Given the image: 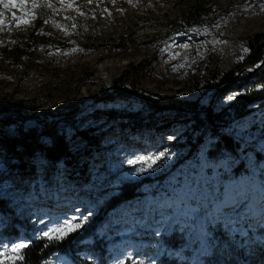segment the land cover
I'll return each mask as SVG.
<instances>
[{"label": "rangeland", "instance_id": "obj_1", "mask_svg": "<svg viewBox=\"0 0 264 264\" xmlns=\"http://www.w3.org/2000/svg\"><path fill=\"white\" fill-rule=\"evenodd\" d=\"M48 3L51 8L35 9L29 3L24 12L0 6V135L36 130L50 144L48 133L55 128L66 136L75 164L72 169L63 162L52 168L38 152L29 159L36 174L19 176L14 167L19 160L0 144V197L8 201L9 214L27 218L41 236L63 220L83 223L68 239L101 215V207L121 185L142 183L145 202L124 211L123 216L137 213L131 226L104 235L115 245L111 264L138 259L134 251L139 244L130 240L133 221L144 222L141 213L149 205L157 215V235L167 233L176 216L182 217L178 226L186 228L189 241L194 234L201 238L200 225L211 214L238 212L246 225L231 215L233 230L245 235L263 227L264 162L255 158L253 149L264 150V103L244 111L237 105V99L260 83L227 88L230 83L223 80L225 72L246 58L249 38L264 33V0H67L71 7L60 0ZM12 12L30 22L16 26ZM121 40L125 44L117 46ZM122 73L128 93L112 94L113 81ZM153 101L209 106L219 116L215 130L233 136L241 156L224 150L217 157L209 155L216 138L210 128L199 131L191 120L150 130L133 127L122 115L108 117L111 111L147 114ZM173 140L182 146L174 147ZM138 156L159 159L140 171V165L127 163ZM241 160L252 173L230 180L231 168ZM77 166L85 167L83 178H76ZM191 176L194 186L189 189ZM173 178L181 179L184 187L167 193L166 184ZM213 195H219L218 201L207 207ZM170 206L172 213L162 211ZM185 218L193 225H186ZM118 220L111 226L125 224ZM1 228L2 222L0 243L28 244L25 238L1 241ZM255 242L264 245V234L251 246ZM83 250L81 257L88 254ZM142 259L139 264L150 263V258ZM54 264L73 263L61 256Z\"/></svg>", "mask_w": 264, "mask_h": 264}, {"label": "trees", "instance_id": "obj_2", "mask_svg": "<svg viewBox=\"0 0 264 264\" xmlns=\"http://www.w3.org/2000/svg\"><path fill=\"white\" fill-rule=\"evenodd\" d=\"M195 19L194 15L190 17ZM125 42L121 40L117 46H123ZM249 53L246 58L234 65L231 69L224 73L223 83H230L227 88L241 86L246 82L255 80L260 85L254 86L243 96L237 99V105H241L239 109L244 111L253 103H264V33L255 34L248 40ZM258 64L262 66L254 71ZM126 75L122 73L116 80L113 81V91L115 93H128L124 85ZM221 86V84H219ZM262 90H259L261 89ZM180 105L171 104L167 101H153L147 108V114L143 111L134 113L119 114L116 111L108 112V117L113 118L119 115L127 118L133 127L149 128L150 130H158L161 127L170 126L175 120L187 119L194 122V127L199 131L204 128H210L211 133L216 138L213 146L207 150V153L213 157L219 156L224 150L239 158L241 152L240 147L234 140L233 136L223 132L216 131V126L219 123V116L212 109L202 107L198 102L180 101ZM205 108V109H203ZM204 110L203 113H200ZM166 113L175 114L174 116ZM86 136V132H81ZM48 136L52 139L50 144H44L40 140V136L36 130L29 133L18 132L16 135H0V144L3 145L11 154L17 157L18 164H15V169L19 176H32L36 174V166L29 164V159L34 157L38 152L44 155L55 168L57 164L63 162L69 169L74 167V156L72 154L69 142L63 134H60L57 129L51 128ZM173 146H182L178 140H173ZM255 158L264 162V150L253 149ZM195 158L198 159V153ZM197 170V166L193 167ZM78 171L76 178L85 176V167H78L74 172ZM230 180L242 177L246 174H251L252 170L244 160L231 168ZM74 175V173L72 174ZM70 174V176H72ZM166 184L169 192H174L184 187L181 179L173 178ZM194 176H191L190 188L194 186ZM142 183H125L118 189V194L112 196L109 202L101 207L102 213L89 222V226L83 228V231L71 235L70 238L64 240H48L42 237L39 233L32 229L27 218L18 215L9 214V203L6 199L0 197V213L3 215L1 241H14L19 238L29 240L28 247L22 252L23 260H18L16 264H54L61 256H65L73 264H111L110 258L113 257L114 241L107 242L104 235L113 232L115 229L122 230L125 226H131L133 215L137 213H124L125 209H130L135 205H143L145 202L144 195L141 192ZM223 185L218 188L221 191ZM151 190H155L153 186ZM219 195H213L209 198L207 207L214 205L218 201ZM99 202L98 198H93ZM151 206H147L146 214L141 213L144 220L141 224L133 225L132 235L130 240L137 241L139 245L134 251L133 258H127L124 264H139V261L144 258L145 261L150 258L149 264H264V245L256 243L257 246H251L252 242L261 238L264 234V226H258L255 230H248L247 234L235 232L233 230L232 216H235L237 223L246 225L244 219L238 212L226 214L225 216L215 217L214 215L206 216L205 221H202L200 229H203L204 234L201 238L194 234L189 241L186 228L178 226L182 217L176 216L173 225L167 233L155 234L154 224L157 218L156 212L151 210ZM171 211V206L165 212ZM124 213V214H123ZM238 213V214H236ZM232 215V216H231ZM8 219L10 223L8 224ZM118 219H121L120 221ZM125 224H119L121 227L115 228L111 226L116 220ZM183 222L192 226L193 222L190 219H184ZM108 226V230L104 227ZM103 233V234H102ZM102 234V237L100 235ZM84 244H86L84 246ZM121 244V243H120ZM119 245V242L116 244ZM80 249L88 253L86 256L79 255ZM159 252H158V251ZM141 256L139 257V255ZM143 260V259H142ZM152 260V261H151ZM149 262V261H148Z\"/></svg>", "mask_w": 264, "mask_h": 264}, {"label": "snow or ice", "instance_id": "obj_3", "mask_svg": "<svg viewBox=\"0 0 264 264\" xmlns=\"http://www.w3.org/2000/svg\"><path fill=\"white\" fill-rule=\"evenodd\" d=\"M61 3H66L67 0H60ZM91 2V0H89ZM131 2V0H129ZM29 3H31V8L35 9L38 7H48L51 8L52 4L48 3V0H0V6L4 9H17L21 12H24L27 9ZM21 5L24 7L22 8ZM68 7H71V4H67ZM28 16L35 15L34 11H27L25 13ZM82 14V13H81ZM4 16V12H0V17ZM12 18L17 20L18 23L16 26H20L21 23L28 24L30 21L25 20L23 16H17L16 12H12ZM3 19H0V25H3ZM10 27V25H8ZM230 99H234V96H230ZM159 157L153 156H138L134 159H129L127 163L131 165H140V171H146L153 167L157 163ZM86 222V219L85 221ZM83 227V223H74L69 222L68 220H63L59 224L53 227L47 228L42 233V237L39 238H47L48 240H62L66 238L70 233L75 232ZM28 244L26 242H18L13 243L11 245L0 243V264H16L18 260H23L22 250L27 248ZM135 264V262H133Z\"/></svg>", "mask_w": 264, "mask_h": 264}, {"label": "water", "instance_id": "obj_4", "mask_svg": "<svg viewBox=\"0 0 264 264\" xmlns=\"http://www.w3.org/2000/svg\"><path fill=\"white\" fill-rule=\"evenodd\" d=\"M262 66V64H258L254 69H252L251 71H254V70H257V69H259L260 67ZM177 105V104H176ZM178 106V105H177ZM207 108H209V106L207 107ZM24 133H29V131L27 132H24Z\"/></svg>", "mask_w": 264, "mask_h": 264}, {"label": "bare ground", "instance_id": "obj_5", "mask_svg": "<svg viewBox=\"0 0 264 264\" xmlns=\"http://www.w3.org/2000/svg\"><path fill=\"white\" fill-rule=\"evenodd\" d=\"M171 53H173L171 50H169Z\"/></svg>", "mask_w": 264, "mask_h": 264}, {"label": "built area", "instance_id": "obj_6", "mask_svg": "<svg viewBox=\"0 0 264 264\" xmlns=\"http://www.w3.org/2000/svg\"><path fill=\"white\" fill-rule=\"evenodd\" d=\"M24 250V249H23ZM23 250H22V252H23Z\"/></svg>", "mask_w": 264, "mask_h": 264}]
</instances>
